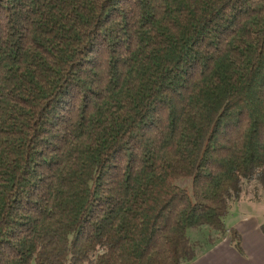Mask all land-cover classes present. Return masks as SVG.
Instances as JSON below:
<instances>
[{"label": "trees", "instance_id": "16d2710c", "mask_svg": "<svg viewBox=\"0 0 264 264\" xmlns=\"http://www.w3.org/2000/svg\"><path fill=\"white\" fill-rule=\"evenodd\" d=\"M252 185L264 0H0V264H185Z\"/></svg>", "mask_w": 264, "mask_h": 264}, {"label": "crops", "instance_id": "0c3cea01", "mask_svg": "<svg viewBox=\"0 0 264 264\" xmlns=\"http://www.w3.org/2000/svg\"><path fill=\"white\" fill-rule=\"evenodd\" d=\"M246 192L230 203L224 218L226 232L211 233L198 247L195 258L185 264H264V198H252Z\"/></svg>", "mask_w": 264, "mask_h": 264}, {"label": "rangeland", "instance_id": "374dc122", "mask_svg": "<svg viewBox=\"0 0 264 264\" xmlns=\"http://www.w3.org/2000/svg\"><path fill=\"white\" fill-rule=\"evenodd\" d=\"M246 191H247L246 193H248V195H250L252 198H256L257 196H260V197L264 198V195L261 192V190L259 188H256L253 185L247 187ZM211 233H217V232L210 231L208 228H201V229H199L197 231H189L188 235L191 238L196 239L199 242H205L208 239V237L210 236ZM211 236L213 237V234Z\"/></svg>", "mask_w": 264, "mask_h": 264}]
</instances>
